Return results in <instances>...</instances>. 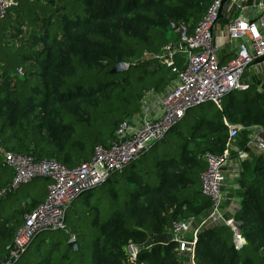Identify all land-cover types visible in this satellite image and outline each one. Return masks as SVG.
<instances>
[{
	"label": "trees",
	"instance_id": "obj_1",
	"mask_svg": "<svg viewBox=\"0 0 264 264\" xmlns=\"http://www.w3.org/2000/svg\"><path fill=\"white\" fill-rule=\"evenodd\" d=\"M45 1L16 0L0 19V264L7 261L25 215L45 202L52 182L41 177L23 194L12 189L15 172L4 152L74 167L90 160L97 146H111L121 122L141 110L144 95L164 92L177 77L151 56L180 40L174 24L192 33L213 2ZM38 12L50 14L30 20ZM176 57L182 69V55ZM119 61L129 68L111 74ZM244 81L249 89L231 92L221 107L192 108L139 159L79 197L113 184L110 196L88 209L91 216L96 212L92 224L99 229L91 252L80 240L88 225L69 227L67 210L65 230L42 233L14 264H190L192 256L178 251L177 243L158 240L169 236L174 222H200L209 213L213 201L202 192L203 156L222 155L231 142L249 152L234 181L242 197L234 215L247 244L237 249L229 226L210 223L199 230L196 263L264 264V152L247 146L248 131L233 141L229 136V124L264 127V76L246 72ZM183 124L188 131L178 129ZM171 133L175 141L159 147ZM156 147L160 152L139 165ZM237 155L231 150L232 159ZM75 232L77 250L69 246ZM130 244L139 248L134 262Z\"/></svg>",
	"mask_w": 264,
	"mask_h": 264
},
{
	"label": "built area",
	"instance_id": "obj_2",
	"mask_svg": "<svg viewBox=\"0 0 264 264\" xmlns=\"http://www.w3.org/2000/svg\"><path fill=\"white\" fill-rule=\"evenodd\" d=\"M16 3V0H0V19L5 18ZM178 31L179 41L168 42L151 56L158 63L172 67L177 77L164 92L150 90L144 95L141 110L121 122L116 131L117 139L111 146H97L90 160L74 167L54 158L37 161L31 155L4 152L6 164L15 172L12 189L18 190L40 177H49L52 182L45 202L25 215L24 224L17 230L3 264L16 263L42 233L65 229L66 212L77 198L139 159L189 110L205 103L221 107L231 92L249 89L250 84L243 81L249 67L256 70L258 67L264 73V61L254 62L264 56V0H213L192 33L185 25ZM177 55H182V69L178 67ZM125 66L129 68V64ZM242 131L249 132V148L264 152L263 126L229 124L232 141ZM231 150L238 153L237 159H232ZM248 157L246 149L232 142L222 155L204 154L207 168L201 173L202 192L212 199V208L200 222L193 218L176 221L171 230V241L178 244L177 250L192 256L190 264H197L199 230L210 223L223 222L229 226L237 249L247 244L239 220L226 206L225 184L229 176L232 179L240 176L237 165ZM231 164L234 168L230 171ZM2 194L0 190V196ZM192 221L197 225L193 226ZM128 253L134 262L139 248L130 244Z\"/></svg>",
	"mask_w": 264,
	"mask_h": 264
},
{
	"label": "rangeland",
	"instance_id": "obj_3",
	"mask_svg": "<svg viewBox=\"0 0 264 264\" xmlns=\"http://www.w3.org/2000/svg\"><path fill=\"white\" fill-rule=\"evenodd\" d=\"M259 76L263 77L264 73L261 72V70L257 67V70L254 69L253 67H249L247 72L252 73L254 75H257V73ZM121 114V112H120ZM178 129H182L185 131H188L189 127L187 126V124H183L180 128ZM175 141L173 134L171 133L167 139L166 142L164 144L159 145V147H168L170 146L173 142ZM159 147H156L152 153L150 154L148 159H145L144 161H142L139 165H143L145 163L148 162V160H150L156 152H160ZM180 152V151H179ZM178 152V154H179ZM177 154V155H178ZM41 178V177H40ZM33 183V182H32ZM27 184V185H23L21 188H19L17 191L20 193H25V191H27L28 187L32 184ZM113 184H107L106 186H104L102 189L96 190L94 191L92 194H89L87 196H83L79 199H77L74 204L69 208L68 212H67V224L69 225V227L74 228L75 226L78 227V224L82 225H88V228H84V231L81 233V241H83V247L84 249L87 251L89 250L90 252L93 249V243L94 240L96 239V237L99 236V229L97 226H94L92 223L94 221V217L96 215V212H93V215L91 216L88 209L90 206L92 205H97L99 202H102L105 196H110V189L112 188ZM89 198V199H88ZM89 203V204H88ZM83 215V216H82ZM84 215H87V217H85ZM81 217H83L81 219ZM81 219V220H80ZM65 230V229H64ZM75 235L71 236V239H73V237L77 238L78 237V233L75 232Z\"/></svg>",
	"mask_w": 264,
	"mask_h": 264
},
{
	"label": "crops",
	"instance_id": "obj_4",
	"mask_svg": "<svg viewBox=\"0 0 264 264\" xmlns=\"http://www.w3.org/2000/svg\"><path fill=\"white\" fill-rule=\"evenodd\" d=\"M27 1L28 2H30V1L32 2L34 0H27ZM41 1H42V3H46L45 0H41ZM58 4L60 5L61 3L58 1ZM25 13H26V8L25 7L24 8L22 7L20 9V14L21 15H24ZM49 14H50V12L49 13L38 12L37 15L34 14L33 16H30V20L41 21V20L46 19V16H48ZM23 28H27L26 24L23 25ZM29 28L32 29V27H29ZM243 81H244V79H243ZM231 165H229V170L232 169V168H234V166L233 165L231 166ZM230 171H228V173ZM234 181H235V179H232V177L229 176V178L227 179L226 184H225V193H226L227 198H228L227 199V202H226V206L231 211V213H233V214L239 209L240 202L242 200L241 194L239 193V189L240 188H239V186H237V184ZM168 235L169 236H167V238L163 237V238L159 239L158 241H160L162 243H166L168 241H171V233L168 234Z\"/></svg>",
	"mask_w": 264,
	"mask_h": 264
},
{
	"label": "water",
	"instance_id": "obj_5",
	"mask_svg": "<svg viewBox=\"0 0 264 264\" xmlns=\"http://www.w3.org/2000/svg\"><path fill=\"white\" fill-rule=\"evenodd\" d=\"M173 26H174V29H175V30L178 29V26H177V25L174 24ZM263 61H264V56L256 58L254 62H255V63H261V62H263ZM126 70H127V68H126V66H125V62H123V61H119V62H117V63L114 65V67L111 69L110 73H111V74L121 73V72H124V71H126ZM6 192H10V189H7ZM192 225H193V226H196V225H197V222H193V221H192ZM69 246H70L73 250H77V249L79 248V245H78L76 239H72V240H70V241H69Z\"/></svg>",
	"mask_w": 264,
	"mask_h": 264
}]
</instances>
